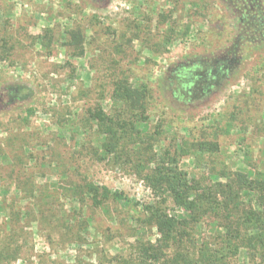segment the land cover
<instances>
[{"label": "rangeland", "instance_id": "obj_1", "mask_svg": "<svg viewBox=\"0 0 264 264\" xmlns=\"http://www.w3.org/2000/svg\"><path fill=\"white\" fill-rule=\"evenodd\" d=\"M228 1L0 0V39L12 46L10 57L0 61V239L12 237L4 227L9 212L21 214L14 238L22 248L10 264H135V242L155 241L156 232L131 223L125 207L114 222L96 213L85 230L75 223L65 231L61 220L49 222L26 199L34 186L47 214L73 215L77 205L57 190L71 176L123 192L138 204L156 201L127 171L80 154L81 146L100 141L97 125L87 123L84 113L113 108L112 84L120 76L149 86L150 124H164L165 143H217L211 156L191 150L190 158L180 160L190 178L207 180L210 165L216 171L264 172V41H257L262 31L239 43L236 36L245 27ZM162 14L175 27L167 44L169 22L157 23ZM74 28L83 33V55L72 56L74 49L66 45ZM236 45L228 77L207 93L183 88L192 86L187 75L193 67ZM14 84L30 85L33 97L8 102L2 89ZM164 206L169 214L179 213L170 201Z\"/></svg>", "mask_w": 264, "mask_h": 264}, {"label": "trees", "instance_id": "obj_2", "mask_svg": "<svg viewBox=\"0 0 264 264\" xmlns=\"http://www.w3.org/2000/svg\"><path fill=\"white\" fill-rule=\"evenodd\" d=\"M227 8L231 10L229 2ZM169 17L160 15L158 25H168ZM241 26L244 28L245 23ZM167 31L166 44L175 32L171 22ZM82 38L80 28L67 32L66 45L74 49L72 56L83 55ZM0 42V61H6L12 46L4 37ZM215 60L209 58L193 67L187 75L192 86L184 85L183 88L201 89L207 93L218 81L228 77L236 64L235 61L229 64ZM2 95L10 103H23L33 97L34 91L28 84H14L5 86ZM110 98L114 106L109 112L90 108L84 113H87V123L97 125L100 141L98 146H81L80 154L96 161L106 160L127 171L150 190L156 201L138 204L123 192L85 178L78 181L68 176L66 185H59L57 190L60 196L77 205L78 210L64 219L56 211L47 214L41 202L36 201L38 194L33 186V189L28 188L26 197L32 199L33 211L48 218L49 222L61 220L59 225L68 231L75 223L85 230L94 221L96 213L114 222L115 213L125 207L131 213L128 214L131 223L150 233L156 232L154 242H135V264H234V261L237 264L241 260L242 264H264V172L258 168L231 171L224 167L216 171L217 167L210 165L208 168L212 169L207 180L190 178L180 166V160L190 158L191 150L200 156L216 153L217 143L203 140L180 144L174 139L165 143L164 124L161 121L153 126L150 124L149 86L133 85L126 75L115 79ZM162 142L165 144L161 146ZM169 201L178 214H169L165 210L164 205ZM22 214V218L27 219L29 212ZM7 218L5 231L12 237L0 239V264L15 261L22 248L14 238L20 228L16 225L21 221V214L12 210Z\"/></svg>", "mask_w": 264, "mask_h": 264}, {"label": "flooded vegetation", "instance_id": "obj_3", "mask_svg": "<svg viewBox=\"0 0 264 264\" xmlns=\"http://www.w3.org/2000/svg\"><path fill=\"white\" fill-rule=\"evenodd\" d=\"M231 9L236 13L239 18L240 25L245 23V31L237 34L236 40L239 43L245 40H251L250 33L258 32L260 33V39L257 40L259 43L264 41V6L262 2L263 0H229ZM256 25V26H254ZM255 41V40H254ZM253 41V42H254ZM237 45L229 50L223 55L218 57V60L225 61L226 63L231 64L235 61V53ZM215 60V59H213ZM215 60V61H218ZM193 94L196 95L202 92L201 89H191ZM189 90L188 92H190Z\"/></svg>", "mask_w": 264, "mask_h": 264}]
</instances>
